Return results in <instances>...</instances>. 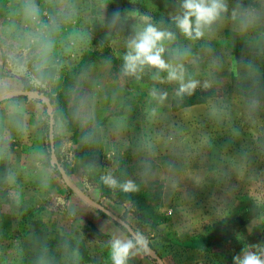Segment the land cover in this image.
Wrapping results in <instances>:
<instances>
[{"label": "rangeland", "instance_id": "1", "mask_svg": "<svg viewBox=\"0 0 264 264\" xmlns=\"http://www.w3.org/2000/svg\"><path fill=\"white\" fill-rule=\"evenodd\" d=\"M224 3L189 39L172 19L182 0H0V264H113L111 241L129 239L48 166L42 104L9 97L37 90L51 98L67 177L163 264L264 259V61L239 74L244 58L264 55V0ZM149 23L174 34L163 58L197 82L191 94L177 95L166 71L123 74L128 41ZM86 51L97 55L64 93ZM78 129L95 147L92 163ZM109 174L135 184L133 201L102 182ZM151 258L139 250L127 264Z\"/></svg>", "mask_w": 264, "mask_h": 264}, {"label": "clouds", "instance_id": "2", "mask_svg": "<svg viewBox=\"0 0 264 264\" xmlns=\"http://www.w3.org/2000/svg\"><path fill=\"white\" fill-rule=\"evenodd\" d=\"M183 11L172 19L180 32L189 39H199L204 35V28L211 25L222 12L227 10L224 0H182ZM174 34L159 30L149 23L128 41V51L125 53L122 72L124 75L137 76L144 68L151 67L158 72H167L169 81H178L177 95L191 94L197 87V82L184 80L182 65L173 66L163 58L165 53L164 41L173 40ZM153 96L156 95L155 90ZM167 93L159 96L163 101ZM101 180L109 187L120 188L124 192L136 191V186L131 181L119 183L111 174L102 176ZM146 241L141 234L136 233L132 238H115L111 241V257L113 264H127V261L136 251L138 246L145 245ZM235 264H264V259L254 252L234 257Z\"/></svg>", "mask_w": 264, "mask_h": 264}, {"label": "trees", "instance_id": "3", "mask_svg": "<svg viewBox=\"0 0 264 264\" xmlns=\"http://www.w3.org/2000/svg\"><path fill=\"white\" fill-rule=\"evenodd\" d=\"M96 52H93V51H86L85 53H83V56H82V60L80 61L79 65H78V68L72 70L71 72H69V74L66 76V81H65V85H64V93L67 92L65 90V88L67 89L68 88V85H70V88L72 86V84L74 83V78L73 76L75 77L76 75L80 74V73H83L85 70L88 69V63L87 61L89 59H93V57H96ZM261 59L259 62L261 61H264V55H252V56H248L246 58H244L241 62V66L239 67V74L240 75H243V76H249L250 75V71H249V68L252 66L253 62H255L253 59ZM70 88L68 89V91L70 90ZM37 92L39 93L38 95H40L41 91L40 90H37ZM27 99V98H26ZM48 99L51 101V98L48 97ZM32 101H36L40 104H42L43 106V109H42V114H41V120H40V132H41V136H42V143H43V147H44V152L46 153V155L49 156L50 154V147H49V115H48V112H47V109L45 107V104L44 102H42L41 100L39 99H32ZM57 112L59 111L58 110V105H57ZM77 132V131H76ZM87 132L82 133L80 131V129H78V135L80 137H82V140L84 141V149L86 151V154L90 160V162L92 163L93 159H95V155H96V151H95V147L93 145V143H91V138L90 136H87ZM55 150V149H54ZM48 166L54 171V173L57 174V176L60 177V174L55 166V164H48ZM65 170V168H64ZM65 172H67L65 170ZM118 177L120 176V173L118 172L117 173ZM68 192L73 194V192L71 190L68 189ZM117 195L120 197V198H125V199H128V200H131L133 201L134 200V193H128L127 192H121L119 191L117 193ZM96 210V209H94ZM100 215L104 216L105 218H108L105 214H103L102 212L96 210ZM116 225H118L124 232L125 234L129 237V238H132V236L126 231V229L119 225L118 223L114 222ZM139 247V250L142 251L143 253H145L146 255H148L146 252H144L142 250V248L140 246ZM152 259V258H151ZM154 261V259H152ZM155 262V261H154Z\"/></svg>", "mask_w": 264, "mask_h": 264}, {"label": "water", "instance_id": "4", "mask_svg": "<svg viewBox=\"0 0 264 264\" xmlns=\"http://www.w3.org/2000/svg\"><path fill=\"white\" fill-rule=\"evenodd\" d=\"M9 97H32L34 99H39L42 102H44L45 107L47 109L48 115H49V147H50V158L53 162V164H55L60 177L62 179V181L64 182V184L66 185V187L71 190L76 196H78L81 200H83L85 203H87L88 205H90L91 207H93L94 209L102 212L103 214H105L107 217H109L111 220H113L114 222L118 223L119 225L123 226L126 231L133 237L135 234L131 231V229L129 228V226L122 220L120 219L118 216L114 215L111 211H109L108 209H106L105 207H103L102 205H100L99 203H97L95 200H93L92 198H90L88 195H86L85 193H83L80 189H78L71 181L70 179L67 177L64 169L58 164V162L55 159V153H54V144H53V137H52V115L50 113L49 107H50V103L48 101V99L39 96L36 93L30 92V91H18V92H12ZM3 98L0 97V102L2 101ZM144 251H146L148 254H150L155 261L157 262V264H163L161 262V260L146 246V245H142L140 246Z\"/></svg>", "mask_w": 264, "mask_h": 264}]
</instances>
